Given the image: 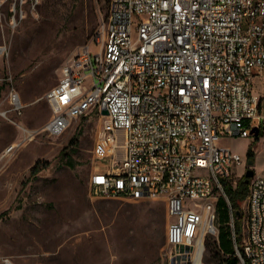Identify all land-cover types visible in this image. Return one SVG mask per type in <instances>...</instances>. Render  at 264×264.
<instances>
[{
	"label": "built area",
	"instance_id": "1",
	"mask_svg": "<svg viewBox=\"0 0 264 264\" xmlns=\"http://www.w3.org/2000/svg\"><path fill=\"white\" fill-rule=\"evenodd\" d=\"M99 42L96 51L78 50L45 95L49 135L92 110L104 117L90 196L164 198L169 264H212V244L228 264L232 254L220 247L217 225L223 197L233 256L264 264V176L250 178L238 231L222 180L237 184L243 158L220 144L264 130V0H110ZM7 101L4 109L0 102L1 116L22 112L15 89ZM0 264L14 262L6 257Z\"/></svg>",
	"mask_w": 264,
	"mask_h": 264
},
{
	"label": "rangeland",
	"instance_id": "2",
	"mask_svg": "<svg viewBox=\"0 0 264 264\" xmlns=\"http://www.w3.org/2000/svg\"><path fill=\"white\" fill-rule=\"evenodd\" d=\"M99 9V0H0V78H5L1 108L10 106V89L18 92L23 103L21 113L0 115V260L169 264L164 198L90 196L97 163L93 148L104 117L92 110L74 118L61 135L45 131L52 115L45 95L58 83L63 66L81 48L100 47L109 10ZM258 85L255 93L261 95ZM19 141L23 142L12 155L3 156L9 145ZM220 144L243 158L237 180L245 174L250 149L255 153L250 167L264 176V130L259 136L224 137ZM242 209L245 214L244 203ZM230 221L221 206L220 245L233 255ZM214 252L210 248L206 259L223 264L222 255L214 258ZM234 260L240 264L236 256L228 264Z\"/></svg>",
	"mask_w": 264,
	"mask_h": 264
},
{
	"label": "trees",
	"instance_id": "3",
	"mask_svg": "<svg viewBox=\"0 0 264 264\" xmlns=\"http://www.w3.org/2000/svg\"><path fill=\"white\" fill-rule=\"evenodd\" d=\"M109 1L110 0H99V3H100V12L103 13V11L105 12L106 9L109 10ZM94 11V7L91 6V12ZM261 131L259 132L258 136L260 135ZM65 155V154H64ZM249 161H252L254 163L255 161V153L252 149L249 150L248 152V162ZM69 165H71L72 167H75V164L69 160L68 161ZM223 182V185H224V190L226 192V194L228 195L230 201H231V205H232V208H233V212H234V216H235V219H236V224H237V228H238V231H241V218L243 217V209H242V204L244 203L247 195H248V191H249V182L246 181V177L243 176V178H240L238 181H237V184L236 185H233L230 181H227V180H222ZM221 206H223L225 212L227 211L229 213V208L227 206V203L225 201V199L223 197H220L219 201H218V210L220 211L221 209ZM163 214V217H164V212L162 213ZM161 214V216H162ZM220 237H221V233H220ZM221 247V245H220ZM211 249H214L215 252L213 253V257L214 258H218L219 257V254H221L218 250H217V247L212 244ZM222 248V247H221ZM223 250V249H222ZM232 256L231 255L227 262H229V260L232 259ZM225 259L223 258V261ZM237 261L234 260L233 261V264H236Z\"/></svg>",
	"mask_w": 264,
	"mask_h": 264
},
{
	"label": "water",
	"instance_id": "4",
	"mask_svg": "<svg viewBox=\"0 0 264 264\" xmlns=\"http://www.w3.org/2000/svg\"><path fill=\"white\" fill-rule=\"evenodd\" d=\"M103 114H108V111L106 109L103 110ZM251 133L255 134L256 136L259 134V129L258 128H253L251 130ZM250 165H253L252 161L248 162V169L245 172V177H246V181L249 182L250 178L255 174V171L253 170V168L250 167Z\"/></svg>",
	"mask_w": 264,
	"mask_h": 264
}]
</instances>
